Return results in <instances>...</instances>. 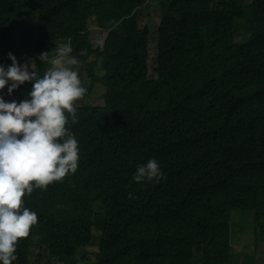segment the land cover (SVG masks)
Returning <instances> with one entry per match:
<instances>
[{"label":"trees","instance_id":"trees-1","mask_svg":"<svg viewBox=\"0 0 264 264\" xmlns=\"http://www.w3.org/2000/svg\"><path fill=\"white\" fill-rule=\"evenodd\" d=\"M147 2L0 0L2 56L33 24L21 44L38 75L48 67L39 54L70 41L78 66L105 89L101 106L65 113L77 169L65 175L71 184L22 196L37 223L12 264H246L232 259L235 211L250 213L255 262L264 242V0H160L155 22ZM226 17L247 40L212 39V20ZM90 24L105 31L101 46ZM164 27L176 29L171 40ZM30 90L26 82L0 97L18 102ZM149 158L162 179L134 182Z\"/></svg>","mask_w":264,"mask_h":264},{"label":"clouds","instance_id":"clouds-1","mask_svg":"<svg viewBox=\"0 0 264 264\" xmlns=\"http://www.w3.org/2000/svg\"><path fill=\"white\" fill-rule=\"evenodd\" d=\"M72 52L69 41L58 44L54 55L40 53L38 59L48 65L42 75L28 63L18 64L12 53L6 54L9 65L0 64V90L7 85V95L31 82L26 99L17 102L0 97V264L16 260L18 239L37 223L36 213L24 206L22 196L77 169L78 142L66 126L65 113L75 118L74 104L86 87L75 67L80 62ZM162 177L156 159L149 158L135 168L131 179L159 182Z\"/></svg>","mask_w":264,"mask_h":264},{"label":"rangeland","instance_id":"rangeland-1","mask_svg":"<svg viewBox=\"0 0 264 264\" xmlns=\"http://www.w3.org/2000/svg\"><path fill=\"white\" fill-rule=\"evenodd\" d=\"M147 10L145 13L146 18L150 22H155L159 18V5L160 0H147ZM246 2H249L250 0H245ZM30 25V22H29ZM90 27V37L92 42L94 43V46H101L102 41L105 38V31L97 29L93 24L89 25ZM33 29V24H31L30 29L27 31ZM27 32H22L20 29L16 30V51L13 54L18 62L20 63H28L30 67H32V70L35 69V66H32V64L35 63V56L31 55L29 53V44L22 46L21 42H26V40L29 41L30 34ZM176 29L173 27H164V35L166 40H171L173 36L175 35ZM211 37L212 39L215 38H231L235 41H242L247 40L248 34H245L241 30H236L232 28V23L229 17L226 18H220L218 20H212L211 29H210ZM24 34H26L25 38H23ZM164 43V40L162 41ZM166 44L168 42L165 41ZM0 57H4L3 59H6V55L2 56L0 54ZM2 59V58H0ZM78 70L79 78L82 81L83 86L86 87V89H90L88 95L86 93L82 98H80L78 101L75 102L74 106H78L81 104L87 105V106H101L103 104L102 96L104 94V87L102 84L99 83H93L88 77V73L85 69H83L81 66H76ZM31 70V69H29ZM92 87V88H91ZM0 93L3 94V96L8 99V95L6 94L5 90H0ZM26 99V98H25ZM22 100V99H21ZM20 101V100H19ZM18 101V102H19ZM62 184H71V181L68 180V178L63 177L61 179ZM59 204V202L57 203ZM54 211L59 212L58 215L60 217L62 216L60 214L63 213V209L61 207H54ZM249 212H232L231 215V224H230V235H231V253H232V259L239 260L240 262H244V257L247 256L249 258L246 259V264H264V242L260 244L259 250L257 252L256 260L254 262V258L252 259L253 253L250 251V248L253 244L252 240V230H254V225L252 222L251 217L249 216ZM258 234H260L257 231ZM260 239L257 237V242ZM35 241V240H34ZM254 252V251H253ZM261 256V257H260ZM260 257V259H259ZM236 264L238 261L235 262ZM40 264H46V261L41 262ZM70 264V261H69ZM94 264V263H90Z\"/></svg>","mask_w":264,"mask_h":264},{"label":"bare ground","instance_id":"bare-ground-1","mask_svg":"<svg viewBox=\"0 0 264 264\" xmlns=\"http://www.w3.org/2000/svg\"><path fill=\"white\" fill-rule=\"evenodd\" d=\"M34 71V70H33Z\"/></svg>","mask_w":264,"mask_h":264}]
</instances>
